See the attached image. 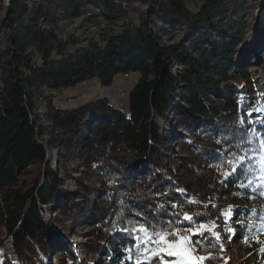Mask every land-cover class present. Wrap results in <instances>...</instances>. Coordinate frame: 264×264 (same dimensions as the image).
I'll return each instance as SVG.
<instances>
[{"label":"trees","instance_id":"obj_1","mask_svg":"<svg viewBox=\"0 0 264 264\" xmlns=\"http://www.w3.org/2000/svg\"><path fill=\"white\" fill-rule=\"evenodd\" d=\"M259 54L264 0H0V264H119L127 249L133 264V227H183L185 211L209 224L264 176ZM129 73L126 111L106 98L53 105L63 88ZM236 155L247 171L225 179ZM250 211L234 207L239 240ZM52 222L88 228L85 262ZM205 237L197 254L219 264L220 243Z\"/></svg>","mask_w":264,"mask_h":264},{"label":"rangeland","instance_id":"obj_2","mask_svg":"<svg viewBox=\"0 0 264 264\" xmlns=\"http://www.w3.org/2000/svg\"><path fill=\"white\" fill-rule=\"evenodd\" d=\"M28 1L26 6H28ZM6 5V0H5ZM8 5V3H7ZM259 58L263 59V54H259ZM138 78L136 73L119 74L116 75L111 85L108 87H102L96 79L87 80L76 84L75 86L63 88L54 93L55 99L53 105L58 109L69 110L84 105L90 101L106 98L110 104L115 105L117 109L126 111L127 109V97L128 92L134 86ZM38 114L43 118V109L37 104ZM169 131H174L173 126L169 128ZM174 152L178 156H182L183 152L178 148H174ZM49 159L52 163H56V154L49 152ZM175 156V155H174ZM68 166V165H66ZM56 166H53V168ZM198 174H204L205 170L201 166L195 168ZM58 172V171H57ZM61 173V172H60ZM261 176L255 177L251 184L249 182L246 187L240 188L236 193L237 200L234 203H227L226 206L219 210V215L213 217L211 222L207 226H211L214 222L217 227L214 229L215 232L219 233V243L223 245L224 255H221L222 262L219 264H264V231H261V225L264 224V179ZM77 177V176H76ZM70 190L74 189L73 183L67 184ZM231 206L230 219L225 220L223 211ZM234 207H243L252 209L250 213L243 217L241 222L246 225V232L242 234V239L239 240L232 233L228 232L227 229L232 228L233 225L238 223L234 215ZM53 217V215H51ZM54 232L63 241L71 242L73 245L78 247V259L79 261L85 262L86 257L81 255L80 247L85 243L86 238L84 234L87 232V227L81 229H72L71 233H67L64 228L52 222L50 225ZM190 235V233H185ZM4 236V231L0 229V239ZM247 237V242H245ZM139 241L135 240V244ZM195 246V245H194ZM152 247V245H149ZM143 245H141V249ZM196 250L197 247L195 246ZM140 249H138L139 253ZM129 252H126L124 258L119 264H131V260L127 259ZM199 255V254H197ZM201 256V255H200ZM54 262V259H52ZM135 263V262H134ZM133 263V264H134Z\"/></svg>","mask_w":264,"mask_h":264},{"label":"snow or ice","instance_id":"obj_3","mask_svg":"<svg viewBox=\"0 0 264 264\" xmlns=\"http://www.w3.org/2000/svg\"><path fill=\"white\" fill-rule=\"evenodd\" d=\"M255 111L264 113V105L255 109ZM247 115L251 116L252 113L248 112ZM239 123L241 125L245 123L243 117L239 118ZM261 123L264 124V120ZM261 147L264 148V140H261ZM224 162L229 165V169L222 173L225 179L233 175H236L237 179H239L240 176L245 175L247 170L243 167L245 162L244 156L236 155L232 160H228L225 157ZM222 166L217 165V167ZM260 178L264 179V176ZM249 184H251V180H249ZM238 186L246 187L243 183ZM178 191L182 194L184 192L183 189H178ZM189 203H196V201L189 200ZM160 207L162 208L163 205H160ZM172 207L177 208L179 205L173 204ZM230 213L231 206L223 211L225 220L231 218ZM175 215L178 217L175 220V224H182L183 227H173V221L170 220L163 227H158L157 225H138L130 230L132 238L139 241V243L134 244L136 249H140L135 264H152L153 260H156L158 264H204V261L214 259L210 253L207 256L197 255L194 245L200 244L203 247L206 233L219 241V233L214 231L217 225L213 222L209 227L204 223H197L193 219V215L187 211L182 214L175 213ZM185 221H187L186 224L184 223ZM243 227L244 225H241V228ZM260 230L264 231V224L261 225ZM227 231L235 235L236 230L229 228ZM184 233H190V235H184ZM193 237H196L195 241ZM245 242H247V237H245ZM141 245H143L142 249ZM149 245H152V247H149ZM220 248L223 251V245H220ZM126 251L131 253L132 249H127ZM165 257H169V259H165ZM127 259L131 260L133 258L129 255Z\"/></svg>","mask_w":264,"mask_h":264},{"label":"bare ground","instance_id":"obj_4","mask_svg":"<svg viewBox=\"0 0 264 264\" xmlns=\"http://www.w3.org/2000/svg\"><path fill=\"white\" fill-rule=\"evenodd\" d=\"M7 3H8V2H7V0H6V5H7Z\"/></svg>","mask_w":264,"mask_h":264},{"label":"water","instance_id":"obj_5","mask_svg":"<svg viewBox=\"0 0 264 264\" xmlns=\"http://www.w3.org/2000/svg\"><path fill=\"white\" fill-rule=\"evenodd\" d=\"M7 2H8V0H7Z\"/></svg>","mask_w":264,"mask_h":264}]
</instances>
